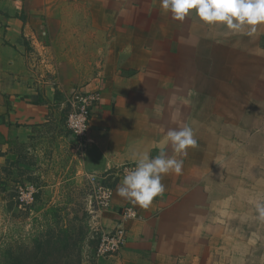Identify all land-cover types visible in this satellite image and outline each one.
<instances>
[{
	"label": "crops",
	"instance_id": "0c3cea01",
	"mask_svg": "<svg viewBox=\"0 0 264 264\" xmlns=\"http://www.w3.org/2000/svg\"><path fill=\"white\" fill-rule=\"evenodd\" d=\"M90 3L95 14L83 7L77 17L62 0H0V253L37 255L49 242L56 260L55 243L84 230L66 252L80 264H264L255 209L264 199V24L248 36L247 26L237 33L194 14L174 20L161 0ZM78 89L100 94L80 154L64 124ZM182 124L197 147L180 175L163 176L149 208L119 196L123 179L108 177L101 229L124 207L137 216L120 250L96 258L86 174L162 147L173 156L166 133ZM19 187L36 190L28 210L14 198Z\"/></svg>",
	"mask_w": 264,
	"mask_h": 264
},
{
	"label": "clouds",
	"instance_id": "9594fccd",
	"mask_svg": "<svg viewBox=\"0 0 264 264\" xmlns=\"http://www.w3.org/2000/svg\"><path fill=\"white\" fill-rule=\"evenodd\" d=\"M161 7L170 12L174 20L183 21L194 14L208 25L223 24L237 33L247 26L245 34L248 36L256 33L258 25L264 24V0H161ZM169 103L174 104V98ZM166 137L174 155L169 156L164 147L155 157L144 154L117 188V194L133 205L147 209L156 197L163 196V176L180 175L187 150L197 147L193 129L188 124L168 129ZM255 209L258 219L264 221V199L255 202Z\"/></svg>",
	"mask_w": 264,
	"mask_h": 264
},
{
	"label": "built area",
	"instance_id": "2783aa9c",
	"mask_svg": "<svg viewBox=\"0 0 264 264\" xmlns=\"http://www.w3.org/2000/svg\"><path fill=\"white\" fill-rule=\"evenodd\" d=\"M100 94L97 91L78 89L66 97L68 111L64 116V124L70 132L75 150L80 154L89 141V122L92 110L98 104ZM136 163H124L106 171L102 175L87 173L86 196L89 202L90 222L93 223L98 240L94 256L106 257L116 254L126 238V222L135 218L136 212L132 207H124L117 212L114 225L111 230L103 231L100 220L104 211L109 210L113 197V187L107 184L108 177L117 182L134 170ZM36 190L19 187L15 192V200L20 209H28L35 201ZM99 223V226H98ZM99 227V228H98Z\"/></svg>",
	"mask_w": 264,
	"mask_h": 264
},
{
	"label": "rangeland",
	"instance_id": "374dc122",
	"mask_svg": "<svg viewBox=\"0 0 264 264\" xmlns=\"http://www.w3.org/2000/svg\"><path fill=\"white\" fill-rule=\"evenodd\" d=\"M63 1L71 3L70 5H72L73 12L77 15V17L80 16V8L84 7L88 10V12L93 9L92 13L95 9L93 7L94 4L90 3L94 2V0H62V2ZM87 228L88 232L90 233L91 239L98 240V234L95 233L96 229L94 228L93 223L91 224L90 222L89 213ZM78 232L79 233L77 237L71 236L70 239H59V241L55 243V248L59 250V254L56 256V260H54L55 258H53V255L50 253L52 247H50L49 249V242L48 244L46 242H42V244H40V246L36 248L38 252L37 255L35 253L32 254L31 251H27L26 249L23 250L17 248L16 246L12 248V254H5L4 256H2V254L0 253V264H16L17 260L18 264H80L77 258L68 260V258L66 257L67 250H74L78 246V242H84L82 238L84 230H79ZM61 235L63 236L64 234L62 233Z\"/></svg>",
	"mask_w": 264,
	"mask_h": 264
}]
</instances>
